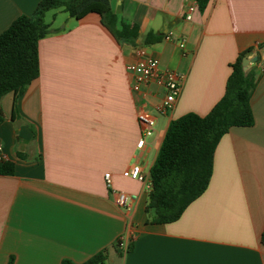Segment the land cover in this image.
I'll return each mask as SVG.
<instances>
[{"label":"crops","instance_id":"1","mask_svg":"<svg viewBox=\"0 0 264 264\" xmlns=\"http://www.w3.org/2000/svg\"><path fill=\"white\" fill-rule=\"evenodd\" d=\"M39 1L0 0V34ZM195 2L111 0L122 20L139 26L135 44L118 41L96 13L49 23L58 31L39 41V77L15 108L13 92L0 99V142L15 164L14 174H0V264L83 263L99 252L103 264H264V0H210L188 20ZM149 31L163 39L144 45ZM140 46L186 75L167 114L158 111L163 86L133 89L127 65ZM251 49L261 57L249 66L257 74L254 125L220 139L208 188L178 220L150 223L149 193L124 170L140 164L149 173L169 122L208 114L231 65ZM142 106L156 125L140 149ZM113 190L137 195L131 211L116 206ZM121 236L126 251L117 246Z\"/></svg>","mask_w":264,"mask_h":264},{"label":"trees","instance_id":"2","mask_svg":"<svg viewBox=\"0 0 264 264\" xmlns=\"http://www.w3.org/2000/svg\"><path fill=\"white\" fill-rule=\"evenodd\" d=\"M196 2L199 10L204 11L210 0ZM53 9H62L76 19L96 13L118 41L135 44L141 36L137 24H130L117 15L111 0H40L32 14L18 16L0 34V99L13 92L14 108L17 98L39 77L40 39L58 31L45 21L46 13ZM162 39V34L149 31L143 36L142 43L150 45ZM245 53H241L231 65L225 94L208 114L201 116L190 112L169 122L150 169L152 189L146 205L150 223L165 224L178 220L208 188L220 139L232 127L254 125L251 99L257 74L253 68L243 70ZM4 120L5 114L0 106V124ZM14 172V162H0L1 175ZM104 261L105 254L99 252L83 263L64 259L61 264H102ZM8 264H13V259Z\"/></svg>","mask_w":264,"mask_h":264},{"label":"built area","instance_id":"3","mask_svg":"<svg viewBox=\"0 0 264 264\" xmlns=\"http://www.w3.org/2000/svg\"><path fill=\"white\" fill-rule=\"evenodd\" d=\"M197 8V2L188 6L186 11V19H192V13ZM180 45L183 47L184 42ZM127 69L134 76L133 89L137 92L140 87L151 82H155L164 88V98L158 105V111L161 114H167L172 111L181 94L182 85L185 80V73L180 71L164 69L159 60L155 58L144 46H140L136 50V58L127 65ZM138 119L141 125V137L137 143L138 148H143L146 140L154 133L156 125L155 118L145 109L140 108ZM7 156L4 153L3 145L0 142V162L6 161ZM123 175L131 179L138 180L143 183L145 191L148 193L152 189V180L150 172L143 170L140 164H133L124 170ZM107 185L112 187V176L110 173L105 174ZM114 194V202L117 207L126 211H131L133 202L137 199L136 194H129L123 191H112ZM129 241L125 236H121L117 241V246L126 251L129 247ZM103 264V263H102Z\"/></svg>","mask_w":264,"mask_h":264},{"label":"water","instance_id":"4","mask_svg":"<svg viewBox=\"0 0 264 264\" xmlns=\"http://www.w3.org/2000/svg\"><path fill=\"white\" fill-rule=\"evenodd\" d=\"M261 59L257 49H251L245 53L242 59V67L244 71L249 69L251 63H255Z\"/></svg>","mask_w":264,"mask_h":264},{"label":"rangeland","instance_id":"5","mask_svg":"<svg viewBox=\"0 0 264 264\" xmlns=\"http://www.w3.org/2000/svg\"><path fill=\"white\" fill-rule=\"evenodd\" d=\"M55 16L57 17V23L56 22L55 23L58 26V25H62L64 17H69V14L67 12L63 11L62 9H60V10L53 9V10H50L46 13L45 21L48 23H50V22L53 23V21H54L53 18Z\"/></svg>","mask_w":264,"mask_h":264}]
</instances>
